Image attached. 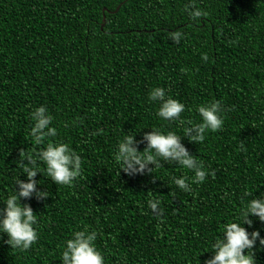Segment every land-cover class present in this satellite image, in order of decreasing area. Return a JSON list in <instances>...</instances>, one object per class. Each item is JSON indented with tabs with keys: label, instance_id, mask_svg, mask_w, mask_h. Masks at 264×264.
<instances>
[{
	"label": "trees",
	"instance_id": "obj_1",
	"mask_svg": "<svg viewBox=\"0 0 264 264\" xmlns=\"http://www.w3.org/2000/svg\"><path fill=\"white\" fill-rule=\"evenodd\" d=\"M193 2L207 13L199 21L185 10L189 0H0V207L16 179H27L21 150L42 171L37 153L50 139L82 158L71 185L37 173L50 196L21 203L35 212L38 239L20 250L0 235V264H62V245L85 227L98 232L105 264H203L222 224L252 198L245 193L264 192V0ZM155 86L185 105V121H200L197 106L221 103V129L201 143L181 140L208 173L201 183L175 162L129 175L114 160L124 135L141 140L157 128L183 136L186 124L163 120L149 102ZM40 105L57 136L35 145L30 114ZM180 176L191 191L172 182ZM150 198L160 201L159 217ZM252 219L245 227L264 236ZM254 257L264 264V247Z\"/></svg>",
	"mask_w": 264,
	"mask_h": 264
},
{
	"label": "clouds",
	"instance_id": "obj_2",
	"mask_svg": "<svg viewBox=\"0 0 264 264\" xmlns=\"http://www.w3.org/2000/svg\"><path fill=\"white\" fill-rule=\"evenodd\" d=\"M185 10L194 21H199L201 17L207 15L194 5L193 0H189ZM170 39L179 42L181 33H171ZM201 59L207 62L208 54L202 53ZM148 100L150 103L158 104L157 115L163 120H180V123L186 124L183 129L184 134L180 136L175 131L165 132L151 128V131L143 134L141 140H137L135 134L124 135L119 140L114 153V160L119 168L129 175L143 174L145 171L152 173L153 169L160 167L163 160L169 163L175 162L183 168L192 170L191 183L203 182L208 173L202 162L197 161L194 155L190 154L181 140L182 137H187L190 141L201 143L207 131L221 129L224 121L220 101L197 106L196 111L200 121L193 122L191 119L185 121L181 118L180 114L185 110V105L168 95L164 87L151 88L148 92ZM30 115L33 121L30 136L35 145L44 144L46 137L57 136V129L50 126L53 116L48 113L45 105L35 107ZM145 141L147 143L144 149L138 150V145ZM240 147L244 149L243 144ZM20 157L22 159L18 166L22 169V173L26 174L27 179L18 177L14 191L6 198H2L4 206L0 207V235H7L5 243L11 249L27 250L38 239L35 227L37 217L30 204L21 203V198L30 199L35 196L37 200H44L50 196L48 191L37 188V184L41 183L35 179L37 173L46 172V176L57 185H71L81 175L82 158L68 143L51 139L37 153L39 162L45 166L43 171L38 166L37 158L31 154L26 155L21 150ZM172 182L183 191H191L187 177H173ZM245 195H251L252 198L239 210L236 219L222 224L221 234L210 245L212 255L207 257L203 264H255L254 250L257 244L264 247V236H261L260 229L249 232L245 225L248 227L253 225L252 217L264 223V192L256 197L248 192ZM159 203L158 198H150L147 201V207L158 217L162 211L158 207ZM97 236L96 230L90 231L87 227L73 231L70 238L62 245L60 259L62 264H105L104 255L95 243Z\"/></svg>",
	"mask_w": 264,
	"mask_h": 264
},
{
	"label": "water",
	"instance_id": "obj_3",
	"mask_svg": "<svg viewBox=\"0 0 264 264\" xmlns=\"http://www.w3.org/2000/svg\"><path fill=\"white\" fill-rule=\"evenodd\" d=\"M119 7H120V6H119ZM119 7L116 9V11L119 9ZM103 11H104V13H105L106 9L104 8ZM105 21H106V17H105V14H104L102 26L105 24Z\"/></svg>",
	"mask_w": 264,
	"mask_h": 264
}]
</instances>
